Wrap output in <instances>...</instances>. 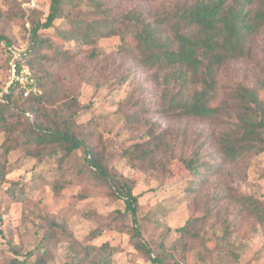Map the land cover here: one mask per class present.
<instances>
[{
  "label": "rangeland",
  "instance_id": "374dc122",
  "mask_svg": "<svg viewBox=\"0 0 264 264\" xmlns=\"http://www.w3.org/2000/svg\"><path fill=\"white\" fill-rule=\"evenodd\" d=\"M50 5L51 0H0V38L30 45L31 22L45 20ZM155 6L127 2L116 10H152ZM71 12L77 18L96 14L86 2ZM61 23L58 21L57 26ZM43 37L62 44L55 29ZM121 46L119 37L103 38L93 45L72 43L64 48L73 58L61 61L56 76L47 81L46 116L52 120L58 110V120L62 121L77 112L74 130L84 141V146L64 163L60 164L61 152L54 151L43 159L29 157V146L5 156L1 147L5 135L0 134V161L7 170L6 178L0 175V264H9L15 252L20 258L34 253L31 264L43 253L47 254V264H70V242L48 244L43 240L50 220L64 224L78 242L88 241L95 230L102 231L100 238L90 242L117 247L112 264H154L133 249L122 231L130 226L125 203L97 177L96 169L87 167V148L113 175L135 182L140 231L170 264H197L200 257L214 264H264V223L241 201L242 197L256 199L264 208V152L257 155L253 149L244 148L230 157L218 174L194 186H189L190 173L178 160L172 165V178L132 169L124 152L147 141L152 133H162L176 157L198 151L204 160H212L211 138L226 130L228 120H179L161 114L160 93L150 74ZM6 48V41L0 40V104L8 80ZM249 48L247 59L223 71L225 96L240 84L252 86L264 79V28ZM70 100L79 106L65 110ZM26 117L33 119L32 114ZM57 183L64 188L59 194L53 190ZM207 209L211 213L200 229L203 238L191 240L186 249L175 245L180 237L177 229L190 218L204 216Z\"/></svg>",
  "mask_w": 264,
  "mask_h": 264
},
{
  "label": "trees",
  "instance_id": "16d2710c",
  "mask_svg": "<svg viewBox=\"0 0 264 264\" xmlns=\"http://www.w3.org/2000/svg\"><path fill=\"white\" fill-rule=\"evenodd\" d=\"M83 2L94 9L95 17L77 18L72 14L71 9H79ZM127 2L156 6L152 10H116V6ZM58 21H62L59 26ZM31 26L28 64L43 93L38 97L23 98L19 91L11 90L5 95L0 104V134L5 135L1 146L3 155L29 146L26 154L32 158L43 159L54 151L61 152L62 164L84 146L83 139L74 130L77 112L62 121L58 120V110L52 120L46 116L45 86L56 76L60 62L73 58L64 47H70L72 43L93 45L100 39L112 37H119L122 50L150 74L160 93L161 114L179 120H228L226 130L211 138L212 160H204L198 151L190 156L176 157L164 135L152 133L147 141L124 152L132 169L152 175L165 173L172 178V165L178 160L190 173L189 186H194L218 174L228 165V159L244 148L253 149L257 155L264 152V79L252 86L240 84L226 96L221 88L223 71L228 65L250 56L249 45L264 28V0H51L45 20L35 19ZM52 29L62 44L43 37ZM0 40L6 41L7 48L15 44L8 38ZM77 106L79 102L70 100L65 110ZM30 114L32 120L26 117ZM41 116L44 120H40ZM85 152L87 167L96 169L97 177L125 203L124 214L130 220V226H125L122 231L128 235L133 249L154 264H170L171 261L147 242L140 231L138 197L133 194L135 182L113 175L90 148ZM0 175L7 176L6 165L1 161ZM63 189L60 183L53 186L56 194ZM241 201L260 223H264V208L258 200L242 197ZM210 213L207 209L204 216L190 218L177 229L180 237L175 245L181 244L186 249L191 240L202 239L200 229ZM102 233L95 230L88 241L78 242L64 224L50 220L43 240L48 244L70 242V264H112V254L117 247L108 243L96 246L90 242L92 238H100ZM15 255L9 264H31L34 253L28 252L24 258H20L19 252ZM38 255L34 264H47L44 256L47 254ZM197 261V264H214L201 257ZM178 262L174 261V264Z\"/></svg>",
  "mask_w": 264,
  "mask_h": 264
},
{
  "label": "built area",
  "instance_id": "2783aa9c",
  "mask_svg": "<svg viewBox=\"0 0 264 264\" xmlns=\"http://www.w3.org/2000/svg\"><path fill=\"white\" fill-rule=\"evenodd\" d=\"M6 55L8 80L5 93L8 94L11 90H17L24 98L41 95L42 90L28 64L30 58L29 43L9 46ZM2 223V216L0 215V226Z\"/></svg>",
  "mask_w": 264,
  "mask_h": 264
}]
</instances>
